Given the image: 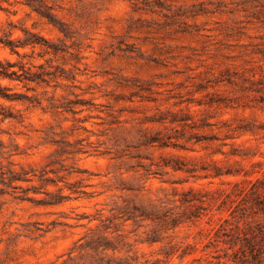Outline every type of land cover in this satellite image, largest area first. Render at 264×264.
Wrapping results in <instances>:
<instances>
[{
    "label": "clouds",
    "instance_id": "obj_1",
    "mask_svg": "<svg viewBox=\"0 0 264 264\" xmlns=\"http://www.w3.org/2000/svg\"><path fill=\"white\" fill-rule=\"evenodd\" d=\"M0 264H264V0H0Z\"/></svg>",
    "mask_w": 264,
    "mask_h": 264
}]
</instances>
